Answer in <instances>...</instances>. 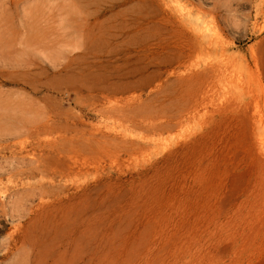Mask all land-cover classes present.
<instances>
[{"label":"rangeland","instance_id":"obj_1","mask_svg":"<svg viewBox=\"0 0 264 264\" xmlns=\"http://www.w3.org/2000/svg\"><path fill=\"white\" fill-rule=\"evenodd\" d=\"M263 60L264 0H0V264H264Z\"/></svg>","mask_w":264,"mask_h":264},{"label":"bare ground","instance_id":"obj_2","mask_svg":"<svg viewBox=\"0 0 264 264\" xmlns=\"http://www.w3.org/2000/svg\"><path fill=\"white\" fill-rule=\"evenodd\" d=\"M214 33H216V31H215ZM214 33H213V34H214ZM200 35L202 36V34H200ZM214 35H217V34H214ZM198 36H199V35H198ZM201 36H200V37H201ZM202 37H203V36H202ZM213 37H214V36H213ZM213 37H212V40H213ZM197 39H198V38H197ZM207 39H208V38H207ZM209 39H210V38H209ZM199 40H200V39H199ZM201 40H202V39H201ZM209 41H210V40H209ZM213 41H214V40H213ZM199 42H200V41H199ZM202 42H204V40H203ZM207 43H208V42H207ZM207 43H206V44H207ZM210 44H211V43H210ZM210 44H209V46H210ZM203 45H204V44H203ZM263 61H264V60H263ZM263 64H264V62H263ZM251 77H252V76H251ZM251 77H250V78H251ZM251 79L253 80V77H252ZM248 81H249V84H250V79H249ZM241 82H242V81H241ZM260 82H261V81H260ZM244 83H245V82H244ZM247 83H248V82H247ZM247 83H246V84H247ZM238 84H239V81L237 82V85H238ZM246 84L244 85L243 82H242V86L244 85V89L246 88ZM249 84H248V85H249ZM235 85H236V84H235ZM237 85H236V86H237ZM240 85H241V84H240ZM240 85H239V87H240ZM261 85H262V84H257V87L253 88V89H252V92H250V91H251V90H250L251 88L248 86L249 89L246 88L248 92L246 91L245 93L247 94V93L250 92V95H251V93H253V91H254L255 89L259 88V87H260V90H262V86H261ZM242 89H243V87H242ZM241 91H242V90H241ZM243 91H244V90H243ZM243 91H242V92H243ZM241 94H242V93H241ZM237 95H238V94H237ZM236 97L238 98V97H240V96H236ZM246 107H247V104H246ZM246 111H248V109H247ZM255 116H256V115H255ZM255 116H253V117H255ZM250 117H251V115H250ZM260 119H261V118H260ZM263 119H264V118H263ZM233 194H234V193H233ZM227 197H228V196H227ZM225 200H227V198H226ZM225 200H224V201H225ZM228 201H229V198H228ZM228 201H225V202H223V203H224V204H227Z\"/></svg>","mask_w":264,"mask_h":264}]
</instances>
